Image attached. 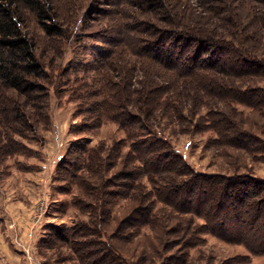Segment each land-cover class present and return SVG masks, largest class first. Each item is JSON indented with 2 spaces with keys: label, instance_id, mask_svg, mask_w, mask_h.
Instances as JSON below:
<instances>
[{
  "label": "rangeland",
  "instance_id": "rangeland-1",
  "mask_svg": "<svg viewBox=\"0 0 264 264\" xmlns=\"http://www.w3.org/2000/svg\"><path fill=\"white\" fill-rule=\"evenodd\" d=\"M49 4L51 35L24 15L48 94L0 87V264H8L2 246L14 242L25 254L23 245L34 248L38 264H264V0ZM179 37L194 40L186 47ZM128 111L141 119H132L138 137L124 129ZM149 135L211 177L169 179L167 189V173L123 175L135 165L127 153L145 150ZM93 148L106 155L99 230L98 195L84 181L97 173L85 166ZM133 205L132 221L118 226Z\"/></svg>",
  "mask_w": 264,
  "mask_h": 264
},
{
  "label": "trees",
  "instance_id": "trees-1",
  "mask_svg": "<svg viewBox=\"0 0 264 264\" xmlns=\"http://www.w3.org/2000/svg\"><path fill=\"white\" fill-rule=\"evenodd\" d=\"M25 3V6L27 9L23 12L22 6H20L21 2ZM32 14L35 17V20L37 23L41 25L43 30L45 32H48V34H53L56 30L55 26H51L46 23L47 20L50 18V4L49 0H0V87L4 90H10L17 94H22L25 96H30L31 94L38 92H46L45 85H43L41 82L45 79V76H47L45 66L43 62L38 58L36 53V42L33 39V37L30 35L29 31H27V27L25 26V17L24 15ZM196 36H198L196 34ZM192 38L187 37H179V41L183 43L184 46L188 47L192 42ZM197 38V37H196ZM186 47H183L180 49L181 51L185 50ZM197 51H199L197 49ZM174 56V52L170 51L168 53L164 54V58H172ZM178 58V57H177ZM227 70L221 69V72L217 71L218 74H221L222 76ZM216 83H221L220 81H216ZM149 92V90H147ZM48 94L47 92L45 93ZM147 93H144V96H146ZM126 117L124 119H127V121H130L129 123H124V129L126 130L128 135H132L135 137H138L142 132H139V130H143V127L136 126L135 122L132 121V119H137L138 121H141L138 115H135L132 111H128V113L125 114ZM126 121V122H127ZM120 126L121 124L118 123ZM128 126L133 130H128ZM134 132H138L135 133ZM148 134H151V131ZM144 133L141 135L143 136ZM141 136L137 139H134V141L131 143L133 146L137 144L140 141ZM147 142V148L149 143L151 144V147L147 150H142L140 145L137 144L136 148L129 151L127 153L126 160H131L135 162V165L130 168L129 172L126 173L123 172V175L131 176V173L139 172L141 175H144L149 178H153V176L160 177V175L167 173L165 179H160V182L165 188L169 189L171 185L176 186L179 184L180 186L183 185L182 182H180L183 178V182H195L196 180H201L203 182H206L203 180V178H208L211 176L207 175H199L198 173H195L190 170L189 165L185 160L183 159L182 155L173 148L172 144L165 138L159 137L156 135H149L148 139H146ZM119 148V147H118ZM92 152L90 153V157L92 158V161L89 162V159L86 160V168L90 166L92 170L94 167L96 168V172L94 174L95 177L91 178H85L84 181H86V186L89 189H92L97 197L96 203L93 204V210L92 213L95 214L94 218L98 220V222H95L96 229H101L100 220L103 219V216L101 214L102 208L101 204L99 203V194H102L103 192V162L106 158V155H104L103 150L99 149H92ZM150 151V152H149ZM149 152V153H148ZM148 153V154H146ZM162 160L167 163L168 166L171 168H174V166H180L179 171L177 173H172L168 170L166 171H157L155 170L154 166H157V160ZM79 162V160H78ZM75 165L70 162V166L68 167L67 171L69 172V178H71L74 175V171H69L70 168H73ZM187 167V171L185 172L183 169ZM106 170V167L105 169ZM113 177H120V172H115ZM75 178L78 179L79 182H81V179L78 176H75ZM171 185L169 186V181ZM135 183V180L133 181ZM127 184V183H126ZM126 184L124 183V187H126ZM119 187V185H117ZM85 188V186H82ZM222 187V186H221ZM220 188V187H219ZM153 191V189H151ZM114 194L113 191L107 192L108 195V203L111 202V196ZM117 196L121 194V190L115 192ZM146 196L150 195V192L145 191L143 193ZM154 198H157V194H154ZM107 208H109L107 206ZM137 208V205H133L128 215L125 216L123 220L120 221L119 225L121 223L128 224L130 221H132V217L135 215H132V212ZM207 212V211H206ZM106 217L105 220L111 221V211L108 209V211H105ZM150 216L148 215V219ZM109 221V222H110ZM78 224V227H86V224L81 221ZM117 226V227H118ZM116 228V227H115ZM88 232L92 233V230H87ZM64 234V233H63ZM60 241H64L66 243L69 242L68 237L65 235L60 236ZM75 243L78 244V246H86L85 244H81V241L74 240ZM181 243V241L179 242ZM101 245H103V248L101 250L104 251L103 256L111 255V252L114 251L113 246L108 242L107 244H104L102 241L100 242ZM102 252V251H100ZM94 255H96V250L92 251ZM103 253V252H102ZM115 261V258H113ZM100 260V259H99ZM112 260V258L110 259ZM111 262V261H110Z\"/></svg>",
  "mask_w": 264,
  "mask_h": 264
},
{
  "label": "crops",
  "instance_id": "crops-1",
  "mask_svg": "<svg viewBox=\"0 0 264 264\" xmlns=\"http://www.w3.org/2000/svg\"><path fill=\"white\" fill-rule=\"evenodd\" d=\"M2 247V251H4L3 253L5 254L3 257L7 260L8 264H34V262L38 264V262L33 259L34 254L32 252L34 248L30 249V246L23 245V250H25L26 254L20 251L15 242L7 244L6 246L3 245Z\"/></svg>",
  "mask_w": 264,
  "mask_h": 264
}]
</instances>
